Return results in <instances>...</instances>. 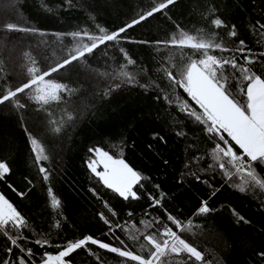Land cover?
<instances>
[{"label":"trees","instance_id":"1","mask_svg":"<svg viewBox=\"0 0 264 264\" xmlns=\"http://www.w3.org/2000/svg\"><path fill=\"white\" fill-rule=\"evenodd\" d=\"M161 2L0 0V96L90 45L86 33L102 35L100 27L115 32ZM215 19L225 26L218 28ZM262 25L264 0H176L127 29L119 43L100 44L46 76L68 85L58 93L60 101L37 102L33 85L14 98L25 107L12 101L0 105V163L10 170L0 180V195L27 225L0 227V260L15 264L13 257L22 255L15 247L7 254L17 235L27 237L18 243L33 250L34 264H41L43 253L61 250L52 245L88 236L147 260L155 249L146 237L162 241L160 234L169 227L203 259L168 248L153 264H264L259 256L264 252V166H257L255 179L237 171L216 149L217 143L225 147L223 142L188 115L194 102L168 77L170 71L179 79L188 64L203 57L205 49L192 43L218 44L207 52L235 62V68L227 63L220 70L226 86L244 102L243 69L264 76ZM233 30L236 36L229 34ZM187 36L192 40L179 45ZM89 149L122 159L136 171L142 177L133 185L139 198L125 200L106 187L88 168ZM149 194L162 206L151 207ZM203 201L212 211L198 214ZM169 213L180 227L167 219ZM36 240L49 243L41 247ZM67 259L71 264H139L91 243Z\"/></svg>","mask_w":264,"mask_h":264},{"label":"snow or ice","instance_id":"2","mask_svg":"<svg viewBox=\"0 0 264 264\" xmlns=\"http://www.w3.org/2000/svg\"><path fill=\"white\" fill-rule=\"evenodd\" d=\"M175 2L176 0H162L155 8L115 32H108L106 29L100 27L99 31L102 35L96 36L86 33L85 35L92 41L90 45H85L83 48L77 49L75 53H70L67 58L63 59L58 65L53 66L49 71L43 72L39 76H33L28 83H24L15 90H10L6 94L0 96V105L12 101L21 108L25 107L19 99L14 98L17 97L18 93H24L26 89H29L33 85L36 86L37 94L35 100L37 102H42L47 105L50 100L60 101L61 96L58 93L68 89V85L55 82L54 80L46 81V76L57 72L58 69H64L67 65H71L74 61L84 57L85 53H93V50L100 44H104L107 41L119 43V41L123 39L121 34L125 33L127 29L151 17L155 12L168 8ZM213 23L218 28L225 26L221 19H215ZM12 27V25H9V28ZM262 27H264V25H262ZM234 28L235 26H233V29ZM229 34L231 36H236L234 30ZM70 35L79 36L80 34L71 33ZM191 40L192 37L187 36L185 39L179 40L178 43L183 46L186 41ZM141 43L149 42L141 41ZM172 43L175 44L177 42L172 41ZM240 44L244 45V41L241 40ZM190 46L195 49H205L203 57L198 60H193L188 64L185 70L180 73L179 79L173 76L170 71L168 72V77L174 84L183 89L187 97H190V102H194L188 115L190 117L194 116L196 121L206 124L207 131L211 133L213 137L217 138L218 141L223 142L225 147L221 148L220 143H217L216 149L223 152L224 156L229 157L237 171L243 169L249 176L255 179L258 172L257 166H264V76L252 73L250 69H243V79L247 81V85L246 88L242 89V92L246 96V100L241 102L232 94L230 88L226 86L227 78L223 71L220 70V67L227 63H231L232 67L235 68V62L228 60L219 61L215 56L209 55L207 52V49L219 48L220 45L201 42L192 43ZM121 51L123 52L124 50L121 49ZM124 55L125 58H127L126 52ZM261 55H264V53ZM245 60H248L247 56H245ZM128 62L134 63V61L130 59ZM117 87H119V85H117ZM157 99H159V97H157ZM190 102H186L185 107H187ZM195 106H198V109ZM199 110H202V112ZM177 134L183 135V133ZM31 143L36 144V140H32ZM235 149H238V151ZM89 151L99 153V156L103 159V172H97V168L94 165H96L98 161L95 159L88 164V167L100 178L106 187L118 192L125 200L130 197L132 199L139 198L137 192L133 191V185L139 184L142 177L136 171L129 167L124 160H114L110 155L106 152H102L100 149H89ZM209 167L211 168V165H209ZM221 168H223V165H221ZM9 171V167L5 163H0V180L6 179V175ZM40 171L46 173L44 168H41ZM189 174L195 175V173ZM260 175H264V173H260ZM44 178L47 180V174H45ZM196 178L198 180L200 179L199 176H196ZM228 178H231L230 175ZM256 182L260 183L259 180H256ZM205 183H207V181H205ZM13 190L15 191V189ZM49 192L51 193V189H49ZM19 194L23 195V193ZM149 196L152 200L151 207L162 206L159 198L153 197L151 194H149ZM53 200L55 205L59 206L60 202L55 200L54 197ZM211 211L212 209L208 207L207 201H203L201 206L197 209L198 214H207ZM101 216L104 218L103 214H101ZM104 219L105 223H108L107 219ZM167 219L177 227L181 226V222L170 213L167 215ZM239 219L244 220L243 217H239ZM9 222L21 229L27 226L26 221L18 210L3 195H0V227ZM160 235L163 237L162 241L154 239L151 235L146 237L148 242L155 249L147 260L144 259L143 256L134 254L132 251H122L120 248L111 247L107 243L88 236L75 241H67L63 245H52L61 250L55 255L48 252L43 253L41 256V264H71L70 260L67 258L77 249H81L89 243L98 245L101 249H108L113 253H118L121 257H128L132 261H138L139 264H153V261L159 260L160 256L164 254L165 249L168 248L174 253L184 251L188 253L190 257H195L196 261L203 259L201 252L189 243H186L185 240L177 235L171 228L164 227ZM20 240H25L27 242V237L17 235L11 238V246L7 248V254L11 255L13 253V247H15L22 253V255L18 257H13L15 264H30V261L34 264V257L36 254L31 248H25L18 243ZM35 243L44 247L49 242L36 240ZM259 256L264 259V252H260ZM0 264H12V261L6 257L0 260Z\"/></svg>","mask_w":264,"mask_h":264},{"label":"rangeland","instance_id":"3","mask_svg":"<svg viewBox=\"0 0 264 264\" xmlns=\"http://www.w3.org/2000/svg\"><path fill=\"white\" fill-rule=\"evenodd\" d=\"M102 151V150H101ZM103 152V151H102ZM92 157L91 160L88 162V164L92 161V160H97L98 163L96 165H94L97 168V172H103L104 171V167H103V159L99 156V153H94L92 152ZM112 157V156H111ZM114 160H119V158L116 157H112ZM89 168V167H88ZM90 169V168H89ZM91 170V169H90ZM95 174V173H94ZM100 179V178H99ZM103 183V182H102ZM113 190V189H112ZM114 191V190H113ZM115 192V191H114ZM117 194H119L118 192H116Z\"/></svg>","mask_w":264,"mask_h":264}]
</instances>
